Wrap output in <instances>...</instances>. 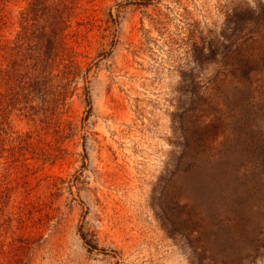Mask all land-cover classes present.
Instances as JSON below:
<instances>
[{"label":"rangeland","instance_id":"1","mask_svg":"<svg viewBox=\"0 0 264 264\" xmlns=\"http://www.w3.org/2000/svg\"><path fill=\"white\" fill-rule=\"evenodd\" d=\"M0 264H264V0H0Z\"/></svg>","mask_w":264,"mask_h":264}]
</instances>
